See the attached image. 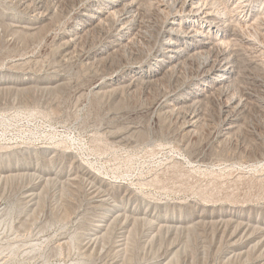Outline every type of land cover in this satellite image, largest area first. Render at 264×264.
Here are the masks:
<instances>
[{"label": "rangeland", "instance_id": "374dc122", "mask_svg": "<svg viewBox=\"0 0 264 264\" xmlns=\"http://www.w3.org/2000/svg\"><path fill=\"white\" fill-rule=\"evenodd\" d=\"M21 1L0 0V80L4 83L0 89V157L29 150L24 162L45 167L53 175L33 181L43 180L39 191L43 190V194L49 191L46 199L38 203L39 213L35 210L29 216L24 213L19 216V212L12 217L0 216V245L4 247L0 250V264H44V261L46 264H69L83 255L92 257L88 264H152L167 249L172 238L166 237L165 224L159 221L166 216L161 208L167 209L165 218L189 219L197 207L196 212L205 215L214 213L229 217L227 215L234 211V217H237L235 213H244L247 218L250 215L264 222V162L251 160L256 161L260 152L264 153V70L255 66L252 55L242 54L237 80L234 88L231 87L245 103L240 115L241 126L232 135L234 138L222 140L217 136L223 127L221 106L225 99L220 90L210 88L206 89V99L199 104L206 119L201 120L196 131L188 133L180 115L186 109L175 105L176 113L172 109V113L163 114L155 106L159 101L156 99L188 84L200 61L194 54L195 49L186 47L190 54L181 60L179 69L168 70L169 73L157 70L158 45L163 36L160 25L163 26V17L165 19V14L157 8L161 0H144L145 7L140 11L141 28L132 36L134 38L102 53L97 50L112 40L114 28L110 18L103 27H95L69 43L66 31L81 18L82 0H44L45 7L51 11L50 18L44 19H40L42 14L39 16L25 9ZM254 3L257 7L261 0H254ZM12 23L37 29L14 28ZM149 32L152 37L147 36ZM110 70H115L114 74ZM172 74L176 77L170 76ZM22 76L31 79L29 84L12 83L19 82ZM130 77H140L132 89L128 83L121 82ZM117 79L118 83L106 85ZM96 82L104 87L96 88ZM208 84L201 80L198 85L208 87ZM134 123L144 124L142 131L128 135L132 137L122 142L113 139L116 132L126 131L127 125ZM43 148L52 150L46 159L41 154ZM13 159L9 166H25L24 162ZM0 163V205L4 206L9 195L18 194L20 198L26 194L25 186L33 183L26 182L24 186L11 183L2 171L8 165ZM85 170L109 183L111 192L106 195L105 187L93 182ZM117 186L126 190L121 196ZM121 197H125V203L131 207H150L151 214L155 215L151 218L152 224L156 228L144 222L143 214L135 217L136 223L140 220L138 224L133 223L132 217L129 219L131 213L127 212L111 218L115 226H110L114 230L109 231L112 236L109 234L103 240L100 235L93 236L97 242L92 239V249H85L89 241L82 234L86 223L93 221L107 201H119ZM55 216L62 219L52 220ZM123 222L127 224L121 228ZM131 227H136L138 233ZM214 230L212 226L201 227L191 235L188 249L181 248L183 252L180 251L178 257L173 256L170 264H237V258L226 260L222 257L225 241H216ZM133 231L136 245L131 247L128 237ZM73 233L78 234L77 239L70 240ZM7 243L15 245V250L5 248ZM31 244H37L38 251L32 253Z\"/></svg>", "mask_w": 264, "mask_h": 264}, {"label": "bare ground", "instance_id": "6f19581e", "mask_svg": "<svg viewBox=\"0 0 264 264\" xmlns=\"http://www.w3.org/2000/svg\"><path fill=\"white\" fill-rule=\"evenodd\" d=\"M143 1L144 0H82L80 2L81 18L71 27V29L66 31V34L69 37V41H70L69 43H71V41H75L77 39L79 40L84 33L86 34L87 31L90 32L89 30H92L93 28L96 29L95 27H98V26H102L104 23H106L105 21L108 18H110L113 21V28H114L113 29L114 31L111 29L113 32H111L109 30V32L112 33V34L110 33L111 36L109 35L110 37H112V40L108 41V44L104 45L102 49H98L97 52L102 53V52L113 49L117 45H119L122 42H125L126 40L131 38L134 34L136 35L138 28H141L140 27V24H141L140 23V21H141L140 20V11L142 8L145 7L143 4ZM21 5L25 9L27 8V9H30L32 12H36V14H39V16L42 14L41 15L42 17L40 19H44L45 17L50 18L49 15L51 14V11L48 10L49 8L45 7L46 5L44 3V0H22ZM142 6H144V7H142ZM157 8L161 13L165 14V19L163 17V21H164L163 23L164 24L162 23L163 24L162 27L160 25V28H162V29H160V31L162 30L161 32H162L163 36H162V39L159 41V45H158L157 55L160 57L156 58L157 64L159 66V68L157 70L162 71V72L167 71L169 73V71L171 69H173L172 71L175 72V70L178 67L181 60L186 55L190 54L186 51L187 50L186 47H188V48L192 47L193 49H195L194 54L198 55L200 61L197 64L198 66H197L196 73L192 76V78L188 82V84L184 83L182 86H180L178 91L166 93V94L162 95V97H160L161 95L158 96V98L159 97L160 98L156 99L159 101H158L157 105H155V106L157 107L158 110H160V111L162 110V112L164 114V112H167V113H168V111L171 112L170 110H172L173 107L176 108L175 105H177V106L181 105L178 107H181V109H183V108L186 109L185 110L186 112L183 111V112H185L184 114L180 113V115L184 119L181 121H183V123L186 124L185 125V127L187 129L186 131L187 132L189 131L188 133H190V132L196 131V129L198 128V124L201 122V120H204V118H205V113L203 111L204 109L199 108V106H200L199 104L207 96L206 89L210 88L212 91H214V90L219 91L220 90L222 92L224 99H225V103L224 104L222 103L223 105L221 106L222 107L221 111L224 115V120H223V127L221 128V130L219 131L217 136L221 137L222 140L230 139L231 137H233L232 135L235 134L236 129H238L239 126H241L240 125V115H241V112H243L245 109V103L243 102L242 98L239 97L240 95L239 96L235 95V93L232 91V88H231L234 86V82H236V80H237L236 78H237V75L239 73L238 69L240 67V64L242 63L240 61L242 54H250V56L252 55V58H253L252 62L256 64L255 66H257V67L259 66L262 70H264V0H261V3L257 7L255 6L254 0H161V2L158 3ZM6 17H9V16H6ZM37 21H38V19H37ZM37 21H36V23H37ZM30 22H31V20H30ZM23 23H26V22H23ZM12 24H13L14 28L17 27L20 29L21 28L27 29V28L31 27V26H28L27 24H21V23H15V24L12 23ZM106 24H104V25H106ZM183 25H185L186 28H183ZM10 28H11V26H10ZM31 28L34 29L35 27L33 28V26H32ZM35 29H37V28H35ZM11 31H12V29H11ZM16 31H18V29ZM12 33H14V32H12ZM12 33H11V35H12ZM9 34H10V32H9ZM145 34L142 33V35H145ZM148 34H150V32L147 33V36H148ZM152 36L153 35H151V37ZM132 38H134V37H132ZM135 38L137 40V36H135ZM8 40H10V39H8ZM130 40H131L130 42L133 41L132 39H130ZM67 42L68 41H66V44H67ZM106 42H107V40H106ZM75 45H76V43H75ZM64 47H66V46H64ZM109 56L110 55H108V57ZM188 58L186 57V59H188ZM192 58L197 59L195 57H192ZM186 59H185V61H186ZM249 62L251 63V61H249ZM182 64L184 65V63H182ZM185 64H187V63H185ZM179 67H180V65H179ZM179 67H178V69H179ZM110 71L112 72L113 70H110ZM114 71H113V74H114ZM172 71H170V72H172ZM101 72L103 73V71H101ZM167 72H166V74H167ZM177 72H178V70H177ZM105 74H106V72H105ZM108 74H109V72H108ZM178 74H180V73L178 72ZM105 76H107V75H105ZM163 76H165V75L163 74ZM170 76H174V75L172 74ZM58 77H60V76H58ZM174 77H176V76H174ZM100 78H102V77L100 76ZM137 78H140V77H135V78L130 77V78L124 79L121 82L128 83L127 84L128 87H130L132 89L133 87L137 86V84H138ZM19 79H20L19 82L13 81L12 83H15V85L23 86V85L29 84V82L31 81L30 78L24 77V76H22ZM103 79H105V78H103ZM99 80L100 79L98 76L97 81H99ZM201 80L208 81L209 82L208 87H199L198 84H199V81H201ZM118 81H120V80L119 79L111 80L110 82H107L106 85H108V86L114 85L115 83H118ZM141 82H142V80H141ZM6 83H8V82H6ZM2 85H4V83L1 82V80H0V89L3 88ZM19 86H17L18 90H19ZM102 87H104V84L96 82V88H102ZM194 87L196 89H194ZM46 88H49V87H46ZM112 88H113V86H112ZM181 90H184V91H181ZM177 111H178V109H177ZM172 112L173 113L175 112L174 109ZM159 113L160 112H158V114ZM152 118H150V119H152ZM179 118L180 117H178V119ZM152 121H154V120H150L149 122H152ZM152 123H154V122H152ZM180 123L182 124V122H180ZM143 125L144 124H142V123H140V124L134 123L130 126L127 125V127H129V128L127 130L125 129L126 131H123L120 133L116 132L117 134H114V136L112 135L113 139L121 140V142H122V140L128 138V135H130V134L135 135V133H137L138 131H142V129L144 127ZM149 125H152V124L149 123ZM182 129H184V128L182 127ZM197 132H198V130H197ZM111 133H113V132H111ZM130 137H132V136H130ZM130 137L128 139H130ZM236 143H238V142H236ZM29 152H30L29 150H23L19 154L14 153V155H12V154L8 155L7 154L4 156H1L0 162L2 161V162H4V164L8 165L12 161V158H14L13 159V160H15L14 162H24L25 157ZM51 152H52V150L49 148H43L41 150V154H42V156L45 157V159H46V157H48L51 154ZM260 153H262V154L259 157L255 156L256 161L254 159H251V160H253L254 162H264V153L263 152H260ZM256 154H257V152H256ZM0 164H2V163H0ZM52 170H53V168H52ZM2 171H3V173L7 174L6 177H7L8 181H10L11 183H18L19 185L22 186L26 182L30 183L32 181L31 183H33V184H29L28 186H25L27 189H25L26 194L23 195L24 198H23V196L19 198L18 194L9 195L8 203L5 204L4 206L0 205V216L12 217L17 212H19V214H20V215L18 214L19 216H21V214H23V213L26 216H29V214L32 212H35V210L37 212L39 201L41 199L45 198L46 193L49 192V191H47L45 194H43L42 193L43 190L39 191L40 189H42L41 183H43V180H45L46 178L53 175V172L46 170L45 167L40 168V166H38V165L28 164L27 162L25 163V166H23V167L18 166V164L17 165L13 164V166L8 165V167H5V169ZM85 173H86V175H88L93 180V182H95L96 184H98L101 187H105L104 192L106 195L109 194V191H110V190H108L109 183H107L102 178L98 177L96 174H94L90 170H85ZM54 174H56V172ZM0 176H2V175H0ZM55 176H58V174H56ZM35 178H39V179H43V180H40L38 182H33L35 180ZM47 180L45 182L46 184H47ZM53 180H54V178H53ZM65 180H66V178H65ZM52 181H50V182H52ZM57 181H58V179L56 180V182ZM60 182H62V181H60ZM25 185H27V183ZM53 185H55V184H53ZM51 186H50V188H51ZM95 186L97 187V185H95ZM55 187H56V185H55ZM101 187H99V188H101ZM45 188H46V186H45ZM56 188H58V186ZM118 189H119V192H118L119 196H121L123 191H126L122 186H119ZM49 190H51V189H49ZM37 191H39V192H37ZM114 191H116V190H114ZM124 198L125 197H121L120 200L118 199L119 201H115V202H113V201L108 202L107 201V204H105V206L101 210H99L100 212L97 211L98 213L95 215V218L93 219V221L90 223L89 222L86 223V225L84 227V231L82 232V234L84 233V235H86L85 237L89 238L88 239L89 241L85 244V246H84L85 249H90L91 246L93 245L92 242L94 243V241H95V239H93V236L99 237V235H100V239H102V240L106 239V237H108L109 234H111V236H112V233L109 232L110 230L114 232V230H112L110 227L112 224V221H111L112 217L121 216V214L126 215V214H128L127 212H130L131 215H130L129 219L132 217L131 220H133V223H136L135 220H137V219H135V217L138 214H143L145 216L144 222H146L148 225H150V223L152 224L153 221L151 220V218H154L155 215L151 214V212L149 210L150 207L149 208H141V209L138 207H131L130 205L125 203ZM105 202H103V203H105ZM56 203H58V202H56ZM103 203H100V204L103 205ZM96 206H98V205H96ZM158 207H160V206H158ZM191 207H192V205H191ZM196 208L197 207H195V209H194L195 214H193L189 219H184L182 217H176V216H173L172 218H165V217H167V214H168L167 209L161 208L164 210L166 216L164 215L165 217H160L159 221L163 222L165 224V227H166L165 228V235H166V237H172V238H171V241H169L170 243H169L167 249L160 255L159 259L156 260L155 262L153 261L152 264H170V259L173 256L178 257L180 255V251H182L183 249L185 250V248L188 249L186 246H188L187 244H189V242L191 241L190 240L191 235L197 233L201 227H208V226H212L213 230L215 229L213 231V233H214V238L216 241H218L219 243H223L222 241H225L226 247H225V250L223 252L222 257L227 258L226 260L232 259V258H235V259L237 258L239 260V261H237L238 263L236 262L237 264H264V222H262V220H260V218L254 219V218L250 217V215L247 218L244 213L243 214L242 213H235V214H237V217H234L232 215V214H234V211L232 214L229 213L231 215H227L229 217H224L223 215L219 216V215L214 214V213H209V215H205L204 212H203L204 214L199 213V211L196 212ZM98 209H100V207H98ZM201 211H203V210H201ZM164 212L162 213V211H161L162 214H164ZM187 212H188V209H187ZM192 212H194V211H192ZM242 212H244V211H242ZM37 213H39V212H37ZM179 213H182V211ZM60 218H61V216H60ZM60 218H59V216L58 217L55 216L54 218H52V220L57 221V219H58V221H59ZM125 218H126V216H125ZM26 220H27V217H25V221ZM131 220L128 222H131ZM120 221H119V223H120ZM138 222L136 224H138ZM48 223L49 222H47L43 227H46L48 225ZM116 223H117V221H116ZM127 223L124 224V222H123L122 224H120V225H122L121 228H123V226L125 227V225ZM153 226L154 225L152 224V228L155 227V226L154 227ZM139 227H141V226H139ZM135 228H134V230L136 231L135 233H138ZM158 228H160V227H158ZM130 232H132V230H130ZM135 233L133 231V235H129L131 237H128L129 241L127 240L129 242V244L132 245L131 247H134L136 245L135 244L136 240L133 237L135 235ZM74 234L75 233H73V235L69 236L70 240H75L74 237L76 238L78 234L76 236ZM156 237H157V235H156ZM178 237H180V238H178ZM95 238H97V237H95ZM92 239L94 241H92ZM202 241H204V239ZM61 242L62 243L64 242V238L61 239ZM95 242H97V241H95ZM137 243H139V242H137ZM7 244L8 245H6L5 248H7V249L11 248V249L15 250L14 249L15 245H12V243H7ZM127 244H126V247L128 248ZM163 244H161V245H163ZM120 245H121V243H120ZM146 245H148V243ZM37 246H38L37 244H33V245L31 244L30 250L32 253L38 251ZM126 247H125V249H126ZM3 248L4 247H2L0 245V250ZM181 248H183V249L181 250ZM56 249H53V251H55ZM152 255H154V254H152ZM123 259H124V257H123ZM151 259L153 260V258H151ZM91 260H92V257L83 255V257L78 258L76 261L69 263V264H88L91 262ZM43 263L46 264L47 262L44 261Z\"/></svg>", "mask_w": 264, "mask_h": 264}]
</instances>
